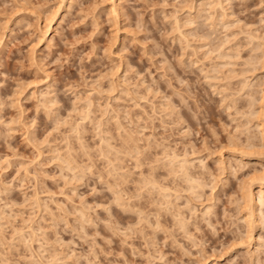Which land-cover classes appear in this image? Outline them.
Listing matches in <instances>:
<instances>
[{
	"label": "rangeland",
	"instance_id": "1",
	"mask_svg": "<svg viewBox=\"0 0 264 264\" xmlns=\"http://www.w3.org/2000/svg\"><path fill=\"white\" fill-rule=\"evenodd\" d=\"M262 97L264 0H0V264H264Z\"/></svg>",
	"mask_w": 264,
	"mask_h": 264
},
{
	"label": "bare ground",
	"instance_id": "2",
	"mask_svg": "<svg viewBox=\"0 0 264 264\" xmlns=\"http://www.w3.org/2000/svg\"><path fill=\"white\" fill-rule=\"evenodd\" d=\"M263 92V91H262ZM262 99L264 100V98L262 97ZM263 103H264V101H262ZM263 113V112H262ZM261 113V114H262ZM263 116V115H262ZM261 125V124H260ZM264 127V121H263V124L261 125V127ZM260 127V126H259ZM260 127V128H261ZM263 127H262V131L264 132V129H263ZM263 132H261V133H263ZM263 138V137H262ZM256 180V182H257V185H256V187H257V192H256V194L258 195V197H256V200H260L259 202H261V198H262V193L264 192V174L263 175H261L260 177L258 176V178H256L255 179ZM192 188V187H191ZM264 201V200H263ZM263 204V203H262ZM261 204V205H262ZM259 205H260V203H259Z\"/></svg>",
	"mask_w": 264,
	"mask_h": 264
}]
</instances>
